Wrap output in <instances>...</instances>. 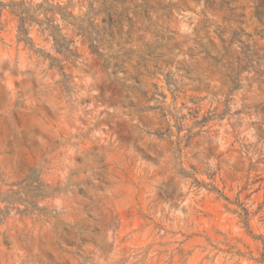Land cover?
<instances>
[{"label": "rangeland", "instance_id": "1", "mask_svg": "<svg viewBox=\"0 0 264 264\" xmlns=\"http://www.w3.org/2000/svg\"><path fill=\"white\" fill-rule=\"evenodd\" d=\"M0 4V264H264V0Z\"/></svg>", "mask_w": 264, "mask_h": 264}, {"label": "trees", "instance_id": "2", "mask_svg": "<svg viewBox=\"0 0 264 264\" xmlns=\"http://www.w3.org/2000/svg\"><path fill=\"white\" fill-rule=\"evenodd\" d=\"M0 7H7V6H4V5L0 4ZM22 22H23V20H22ZM20 29H22V26H20Z\"/></svg>", "mask_w": 264, "mask_h": 264}]
</instances>
